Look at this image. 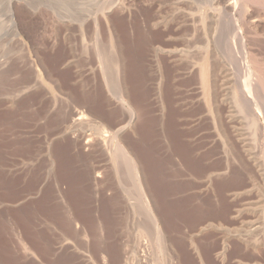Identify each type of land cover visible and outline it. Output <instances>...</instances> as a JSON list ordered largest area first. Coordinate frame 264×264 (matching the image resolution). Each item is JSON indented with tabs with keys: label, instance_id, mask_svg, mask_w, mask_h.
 <instances>
[{
	"label": "rangeland",
	"instance_id": "rangeland-1",
	"mask_svg": "<svg viewBox=\"0 0 264 264\" xmlns=\"http://www.w3.org/2000/svg\"><path fill=\"white\" fill-rule=\"evenodd\" d=\"M210 1L0 0V264H100L71 250L57 253L52 263L45 256V247L62 228L56 182L62 193H69L63 195L71 211L92 207L94 218L105 229L110 264L117 263V256L122 264H137L131 237L117 240L108 205L91 195L93 155L74 150L58 134L60 117L70 104L96 110L99 102L87 72L98 64L91 57L93 42L87 40L91 31L87 25L93 19L100 24L102 39L108 23L121 45L126 88L136 109L134 123L122 139L141 160L168 229L177 240L193 239L205 264H264V191L249 182L255 171L241 157L236 140L239 135L247 153L256 157L250 125L264 101L259 94L251 103L247 98L238 37L232 27L239 24L250 39L253 31L244 24L249 17L260 19L255 29L259 46L250 39L249 49L264 55V6L258 1L222 0V15L221 7L210 10ZM9 8L22 41L12 28ZM64 22L70 24L69 31ZM80 24L88 31L84 51L77 46ZM169 37L186 56L177 57V62L162 54L155 66L153 48ZM207 52L216 70L205 86L195 65ZM181 58L194 67L191 73H185ZM212 90L215 100L206 109L203 95ZM69 94L72 101L65 96ZM101 140L107 158H112V142ZM235 208L238 218L231 220ZM237 236L249 252H240ZM223 238L227 249L221 262L216 254ZM256 249L258 255L253 256L250 252ZM150 252L148 247L147 255ZM179 262L190 264L183 257Z\"/></svg>",
	"mask_w": 264,
	"mask_h": 264
},
{
	"label": "bare ground",
	"instance_id": "bare-ground-1",
	"mask_svg": "<svg viewBox=\"0 0 264 264\" xmlns=\"http://www.w3.org/2000/svg\"><path fill=\"white\" fill-rule=\"evenodd\" d=\"M239 1H243L242 4H248L249 2L258 1L257 3L261 4L260 6H264V0ZM210 2V10L212 12H216L217 10L219 11L222 0H211ZM221 10L223 15V11L225 10V8L221 7ZM11 11L12 10L9 8L12 28L16 34V38H18L19 41H22L19 38L20 31L17 22L15 21V18L13 17V13ZM259 20L250 19L249 17L247 23L244 22L246 23L244 24L246 26V30L253 31V34L249 38L252 39V42H255L257 46H259V41L256 39V36L258 34H256L255 29ZM62 25L66 31L70 30V24L68 25L64 22ZM80 26L81 29L78 28L79 30H77L80 40L77 46L81 48L82 51H84L87 47L86 36L87 32L91 30L89 31L90 36H87V40L93 42L91 57L93 60H96L98 64L96 65V68L89 67L87 72L90 75V82L96 90L95 95L99 99V102L95 104L96 110H93L92 108L84 105L78 106L76 105V103L75 105L70 104L60 117L61 123L58 134L65 140H67L68 144L74 150L81 151L83 153L86 152L88 155H93L91 158L93 162L91 164V172L93 173V177L91 179L93 190L91 191V195H93L94 197H101V201L104 202L105 205H108V210L110 209L112 219V229H110L112 230V234H116L115 236L117 237V240L119 238L122 239L125 237V239H130L129 237H131V241L133 242L134 246L133 259L137 262V264L146 263L148 247H151L152 250V252L147 255L149 256L148 264H162V262L164 264H180L179 261L181 257H183L184 260H187L188 263L190 262V264L191 262L192 264H205L203 262V259L198 254L197 244L193 241V239L191 240L190 238L187 240V238L182 239L181 237H178L177 240V235H174L173 232L168 229L163 217L164 209L157 203L155 196H153L154 193L152 194L153 190H150L151 187L148 186L149 183L147 184V179L145 180L143 166L140 162L141 160H139V158L137 157V153L135 154L132 151L133 149L131 150L128 144H126L122 139L123 133L127 129L131 128L134 123V120L136 118V109L129 100L130 98L127 92L128 90L126 88L124 75L125 61L122 55L123 51L121 49V45H119L117 37L114 36L116 34H113V29L111 28L110 24L106 23L105 34H102V36L106 37L102 39L99 29L100 24L96 19H93L91 23L87 25L88 31H86L87 29L82 28L83 24H80ZM232 27L235 28V31L237 33L236 36L238 37L237 39L239 42L238 47L241 59L240 69L242 68V71H244L243 74L245 73L244 75H246L245 82L247 84V87L243 89L247 95V98L250 99V103L253 97L256 96V94H259L264 101L263 51H259L256 53L251 51L249 49V47L252 46H249V44H251V40L248 39L247 36H244L242 26L240 27L239 24H235V26ZM167 36H169L168 33ZM164 40H162V45L158 44L153 48V51L155 53V62L157 63H155V66H159L158 57L162 54L166 55L172 61H177V57L184 56V51H182L184 49H177L174 46L175 42L173 38L169 37L165 41ZM24 46L26 45L24 44ZM210 53L208 54L207 52V54H203L204 56H202L200 63H195V67L196 69H198L197 74L199 75L201 84L204 83L203 85L207 84V86L211 83V78H213L216 70V66L214 65V62L212 60L213 58L211 57ZM183 59L181 58V61L178 59L180 62H182L181 67L183 68V70H187L185 73H191L194 67H191V65L184 62ZM38 66L39 65L34 64L35 71H39L38 73L39 75H41V70L38 68ZM157 71L160 72L158 68ZM162 81V75H160L159 83L157 86L158 91H160V84ZM202 91H205V89H203ZM213 92L214 91L212 90V94L209 95L208 93V95H203V101L205 104L204 106H206V109H208V105L210 107V101L215 100L212 96ZM65 96L72 101L70 94L69 96ZM259 104L260 106H262L261 104L263 103ZM260 106H258L259 109ZM211 111L213 110H210L209 112ZM262 111L257 110L255 112L256 114L253 113L254 116L252 117L251 121L252 126L250 125V127H252L251 135L256 145L254 146L255 150L257 151L256 157L252 158L250 155L251 152L247 153V147L243 145V142L241 143L242 140L240 139L239 135H237L238 137L236 136V140L241 144V146L239 145L242 153L241 157L247 159L246 161L251 163L250 166H252V169L255 171V177H251V180L249 182L258 185V187L260 186V188L264 191V107ZM89 129L94 131V133H88ZM102 138H108L109 141L112 142V147H109L110 151L112 152V158H107V154L105 153V142L101 140ZM47 152L50 153L49 144ZM51 159H49L50 162H52ZM253 184H251V186ZM59 186V182H56L55 194L59 195L61 198L60 208L62 213V228L60 230L58 238H56L53 243L45 247L46 255L44 253L43 254L48 257L49 262L52 263V261L55 260L57 253H64L66 250H71L72 252H75L77 254L81 253V255L86 257V260L89 262L97 260L100 262V264H110L111 260H109L108 258L109 255L105 252L107 245L104 243L103 239L105 229L103 230V227L97 222L96 218H94L92 207H90V205L83 206L84 208L82 206H77L78 208H75L76 210L71 211V205L69 207L68 203H65L67 196L63 195L67 194L69 197V193H62L59 190ZM233 197L234 199H236V196ZM230 212H233L231 220H237L238 209L235 208ZM219 227L221 229L223 227L226 228L222 224H219ZM112 234L111 236H114ZM237 238L238 239H235L237 241L235 244H238V246L241 248V251H239L242 254L249 252L246 248L247 244L245 245L244 241L241 240L240 237L237 236ZM118 246H115L116 255ZM226 249L227 240L223 238L221 242V248L220 250H218L219 252L217 251L218 253L216 252V257L219 258L221 262L225 258ZM261 250L263 251L264 249ZM258 251L257 249L254 252L251 250L250 253H252L254 256V254L258 253ZM241 253H239V255ZM117 259L118 260L116 264H122L123 259H120V256L119 258L117 256ZM211 260L212 259H210V262Z\"/></svg>",
	"mask_w": 264,
	"mask_h": 264
}]
</instances>
